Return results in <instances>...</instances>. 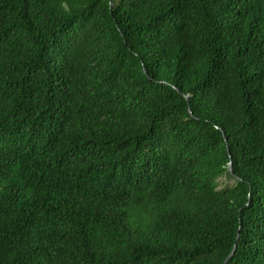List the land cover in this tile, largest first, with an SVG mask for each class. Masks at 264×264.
Here are the masks:
<instances>
[{
  "label": "trees",
  "instance_id": "trees-1",
  "mask_svg": "<svg viewBox=\"0 0 264 264\" xmlns=\"http://www.w3.org/2000/svg\"><path fill=\"white\" fill-rule=\"evenodd\" d=\"M233 247L264 264V0H0V264Z\"/></svg>",
  "mask_w": 264,
  "mask_h": 264
},
{
  "label": "rangeland",
  "instance_id": "rangeland-1",
  "mask_svg": "<svg viewBox=\"0 0 264 264\" xmlns=\"http://www.w3.org/2000/svg\"><path fill=\"white\" fill-rule=\"evenodd\" d=\"M233 179H227L226 177L222 176L217 179V189L224 188L226 186H231L233 184Z\"/></svg>",
  "mask_w": 264,
  "mask_h": 264
},
{
  "label": "water",
  "instance_id": "water-1",
  "mask_svg": "<svg viewBox=\"0 0 264 264\" xmlns=\"http://www.w3.org/2000/svg\"><path fill=\"white\" fill-rule=\"evenodd\" d=\"M186 98H187V97H186ZM223 138H224V135H223ZM224 142H225V144H226V139H224ZM227 166H228V167H227L228 172L232 175L231 163L229 162ZM234 248H235V247H233L231 253H230V254L227 256V258L224 260L223 264H226L227 261H228V259H229V258L231 257V255L234 253V250H235Z\"/></svg>",
  "mask_w": 264,
  "mask_h": 264
}]
</instances>
